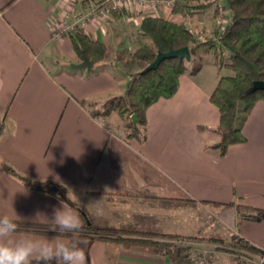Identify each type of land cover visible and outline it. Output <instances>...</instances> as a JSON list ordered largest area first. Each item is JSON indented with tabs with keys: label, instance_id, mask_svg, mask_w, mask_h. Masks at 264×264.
<instances>
[{
	"label": "crops",
	"instance_id": "1",
	"mask_svg": "<svg viewBox=\"0 0 264 264\" xmlns=\"http://www.w3.org/2000/svg\"><path fill=\"white\" fill-rule=\"evenodd\" d=\"M98 1L0 0V217L27 223L18 224L19 236L68 240L47 225L54 209L72 207L83 226L182 238L235 235L264 251V212L255 210H264V100L245 121L246 142L219 156L212 148L219 112L209 95L221 69L209 53L191 57L174 95L147 108L142 142L124 136L118 113L94 118L88 112L122 94L137 71L132 53L143 42L138 25L146 15L183 22L205 38L219 25L208 27L206 9L183 14L163 6L94 17L81 31L106 44L109 57L90 70L75 68L82 58L68 33L56 37L53 30L71 5L86 14ZM4 164L21 176L62 184L68 201L28 187ZM97 235L81 239L86 264H171L155 245Z\"/></svg>",
	"mask_w": 264,
	"mask_h": 264
},
{
	"label": "trees",
	"instance_id": "2",
	"mask_svg": "<svg viewBox=\"0 0 264 264\" xmlns=\"http://www.w3.org/2000/svg\"><path fill=\"white\" fill-rule=\"evenodd\" d=\"M225 1L231 14V21L222 30L217 26L214 35L203 40H198L193 31L188 29L183 22L155 15L143 17L138 25V30L143 38L149 40V43L141 42L132 53L137 71L130 75L122 94L108 97L96 107L90 106L89 114L94 118H104L113 112L118 113L123 120L124 136L142 142L146 136L147 108L160 98H169L174 95L180 76L187 70V61L178 58L164 59L155 69L145 72L144 69L154 61L158 52L188 47L194 60H201L203 54L210 52L214 64L219 69L226 68L232 72V74L221 75L209 95L210 101L219 112L218 123L214 128V132L218 135V141L212 145V148L218 151L219 156H224L230 145L246 142L243 133L245 121L256 102L264 100V89L251 91L254 81H264V0ZM218 2L219 0H176L171 9L173 12L184 14L203 11L214 6L217 12ZM68 34L72 46L80 58L84 53L91 64L95 65L106 61L109 57L106 44L92 39L80 29H73ZM80 103L82 106L86 105L83 101ZM198 128L199 130L206 129L205 126H198ZM3 130V120H0V137ZM3 168L11 174L17 175L28 187L68 201L66 188L62 184L48 179L36 180L21 176L8 164H4ZM123 194L145 196L142 193ZM255 210L264 212L261 209ZM17 224L27 223L17 222ZM47 227L52 228V225H47ZM82 230L87 233H79V239L88 238L89 233L92 232L98 233L96 238L123 240L126 241V245L152 244L169 257L171 264L177 262L190 264L187 255L171 252L164 242L147 238L138 240L107 236L103 233H118L125 230L98 229L89 224L84 225ZM151 235L173 236L159 232H153ZM67 236L72 238L70 235ZM232 237L236 240L234 245L239 249L259 254L262 252L247 241L236 236ZM201 239L217 241L216 239L220 238L209 236L201 237ZM178 250H182L181 247L177 248Z\"/></svg>",
	"mask_w": 264,
	"mask_h": 264
},
{
	"label": "clouds",
	"instance_id": "3",
	"mask_svg": "<svg viewBox=\"0 0 264 264\" xmlns=\"http://www.w3.org/2000/svg\"><path fill=\"white\" fill-rule=\"evenodd\" d=\"M51 222L52 232L72 238L19 236L15 219L0 217V264H86L82 247L86 242L79 239L83 227L79 214L62 206L54 209Z\"/></svg>",
	"mask_w": 264,
	"mask_h": 264
},
{
	"label": "rangeland",
	"instance_id": "4",
	"mask_svg": "<svg viewBox=\"0 0 264 264\" xmlns=\"http://www.w3.org/2000/svg\"><path fill=\"white\" fill-rule=\"evenodd\" d=\"M217 12L219 13L220 16L219 18L212 17L211 7L209 9H206L205 12L203 13H205V17L206 15H208L207 18V20H209L208 27L214 25L213 23H215V26L218 25V23H216V20L222 18L223 22L219 25V29L222 30L231 21V14L225 0H219ZM193 33L198 40H203V38L204 39L209 38V37L205 38L206 36L197 33L195 30L193 31ZM209 36L212 37L213 34ZM140 40L149 43V40L147 38H140ZM208 55L213 60V56L210 52ZM228 74H232V72L229 69L226 68L221 69V75H228ZM90 108L91 107H89V109ZM122 125H123V120H122ZM142 194H144L145 196H140V195H130V196L149 197V198L151 197L148 194L145 193ZM124 230L125 229H123V231ZM125 231L118 233L115 232V233H107V234L104 233V234L108 236L120 237V238L130 237L131 239H138V240L146 239V238L152 240L159 239L160 242L166 243L165 246L171 252H177V254L180 255H187L188 256L187 259L188 261H190V264H264V251H262L259 254V253H252L249 251H245L243 249H239L234 245V242L236 240L233 239L232 236L219 237L217 235H212L220 239H216L217 241H209L206 239H201V237H205V236H199V235L190 236V237L185 236L184 238L176 235H174L176 237L173 236L163 237L158 235H151L153 231L141 232V231L127 230V229ZM80 233H87V231L82 230ZM180 247L182 250L180 251L178 250L179 251L178 252L177 248L179 249ZM176 264H180V262H177Z\"/></svg>",
	"mask_w": 264,
	"mask_h": 264
},
{
	"label": "built area",
	"instance_id": "5",
	"mask_svg": "<svg viewBox=\"0 0 264 264\" xmlns=\"http://www.w3.org/2000/svg\"><path fill=\"white\" fill-rule=\"evenodd\" d=\"M175 1L176 0H99L95 7L86 14L78 11L74 5H71L67 13L63 16L62 23L53 30V34L56 37H61L63 34H67L73 29H84L94 17L110 19L114 15L120 13L122 9L130 8L131 6H137L144 9L157 6L171 8ZM69 15L73 17L72 23H67L66 21ZM222 22V18L216 20L218 25Z\"/></svg>",
	"mask_w": 264,
	"mask_h": 264
},
{
	"label": "water",
	"instance_id": "6",
	"mask_svg": "<svg viewBox=\"0 0 264 264\" xmlns=\"http://www.w3.org/2000/svg\"><path fill=\"white\" fill-rule=\"evenodd\" d=\"M170 58L185 59L186 61H189L191 59V54L188 47L169 50L167 52H158L154 61L144 69V72L147 70L155 69L162 60L170 59ZM74 67L79 69L86 68L87 70H90L91 62L89 61L87 56L83 53L82 60L78 64L74 65ZM262 89H264V81L256 80L253 82L251 91L262 90ZM133 118L134 120L136 119L135 116Z\"/></svg>",
	"mask_w": 264,
	"mask_h": 264
}]
</instances>
